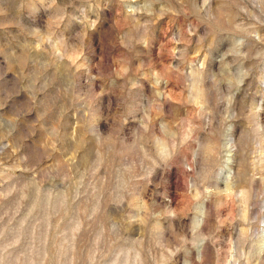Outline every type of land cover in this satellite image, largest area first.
I'll list each match as a JSON object with an SVG mask.
<instances>
[{"label":"rangeland","instance_id":"1","mask_svg":"<svg viewBox=\"0 0 264 264\" xmlns=\"http://www.w3.org/2000/svg\"><path fill=\"white\" fill-rule=\"evenodd\" d=\"M0 264H264V0H0Z\"/></svg>","mask_w":264,"mask_h":264}]
</instances>
